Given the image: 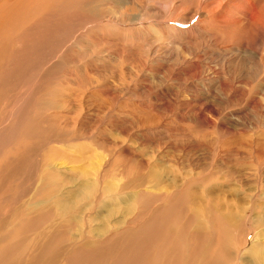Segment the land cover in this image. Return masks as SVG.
<instances>
[{
  "label": "rangeland",
  "instance_id": "rangeland-1",
  "mask_svg": "<svg viewBox=\"0 0 264 264\" xmlns=\"http://www.w3.org/2000/svg\"><path fill=\"white\" fill-rule=\"evenodd\" d=\"M89 1L94 6L101 0ZM120 1L122 4L116 0H103L104 10L100 12L105 18L110 16L113 19L117 18L119 11L137 15L136 19L121 22L123 27L119 30L104 23L89 31L81 18L84 13L87 15L86 7H64L63 10H53L41 46L36 40L32 41V35L27 36L28 49L23 53L26 60L21 58L19 49L17 55L10 51L15 43L8 46L5 66H13L16 83L2 84L10 95L0 101V110H3L0 112L1 137L6 144L0 142V235L5 247L0 252V264H20V261L26 264L35 258L47 238L41 236L42 233L57 221L49 214L39 213L34 217L24 214L26 209L33 207L32 198L33 203L40 201L35 185L40 186V172L45 171L41 162L47 158L49 148L48 142L41 146L38 143L42 137H48L43 136L45 132H54L61 140L73 135L81 137L80 132L86 135L76 143L88 145L89 150L80 151L74 146L66 147L65 142H52L62 146L70 155L81 153L80 156L84 157L82 162L69 160L71 156L65 159L56 157L58 159L53 161L60 176L58 186L61 191L57 198L62 197L70 207L79 203L75 197H68L67 191H78L80 185L94 181L101 163L102 167L107 165L119 149L123 150L124 158L122 155L120 160L125 166L122 167L123 175L116 176L111 169L102 185H96L107 194H113L120 185L125 188L120 194L122 202H108L100 214L111 227L110 233L103 237L104 242L116 249L109 258L126 250V238L129 239L125 236L126 229L137 227L142 221L140 218L131 222L132 213L142 204L130 199L131 192L146 189L147 192L153 191L150 195L157 193L155 170L164 186L160 191H168L171 196L151 200L149 207L153 212L150 214L154 217L167 211L168 222L175 225L177 232L145 249L142 252L145 264H157V254L160 264H180L183 255L179 254L187 251L193 253L190 254L193 258L187 257L184 264H213L218 260L226 264H256V247L264 245V32H255L253 41L246 44L234 33L219 35L218 29H212L209 17L214 14V9H211H218L219 4L228 0H175L177 5L174 6L171 0H149L147 6L146 0ZM139 6H143V10ZM93 11L98 9L93 8ZM243 22L241 25L246 27V21ZM44 41L47 44L44 45ZM54 82L58 94L54 98L56 103L52 101L48 110L41 107L44 98L38 97L39 88ZM31 84H34L33 90ZM57 102L61 104L55 109ZM32 112L37 113L31 121L33 128L38 127L36 132L40 136L34 133L33 137L31 133L23 137L21 129L25 131ZM78 131L79 136L75 134ZM96 138L98 142H93ZM125 154L128 155L126 158ZM136 159L139 166L149 167L141 168L143 172L137 173L143 174L145 186L128 189L126 186L137 178H132L131 168H128ZM33 164L43 168L39 172ZM30 174L35 178L31 180L35 184H30ZM174 190L179 191L173 193ZM210 191L221 197L227 211L233 208L238 213L239 220L233 219L232 223L235 221L234 224L239 225L232 229L214 219L213 233L209 231L202 236V242L189 240V243L185 237L189 231L187 214L193 208V204L188 203L189 194L195 192L202 196ZM227 202L231 206L227 207ZM110 211L114 213L109 214ZM117 221H120L117 228L124 232L112 237L116 233L113 230ZM98 224L99 220L92 222L94 227L100 226ZM178 234L183 236L176 240ZM76 236L77 231L72 226L63 228L52 244L49 243L51 247L47 254ZM208 241L214 242L209 244ZM191 244H194L195 253L189 249ZM203 246L206 250H201ZM238 249L240 253L236 254ZM230 250L234 257L229 254ZM125 252L131 255L124 260H134V253ZM120 258L123 260V254ZM59 260L66 263L63 256ZM167 260L171 261L168 263ZM33 261L35 259L29 263Z\"/></svg>",
  "mask_w": 264,
  "mask_h": 264
},
{
  "label": "bare ground",
  "instance_id": "bare-ground-1",
  "mask_svg": "<svg viewBox=\"0 0 264 264\" xmlns=\"http://www.w3.org/2000/svg\"><path fill=\"white\" fill-rule=\"evenodd\" d=\"M163 1H165V0H163ZM99 2H100V3H98L99 6L97 5V3L93 6V5H91V2L89 0H0V98H1L0 101L3 100L2 97H6V96L10 95V93H8V90H5L2 87V84L16 83V80H15L16 74L13 73V68H12L13 66L11 68H10V66H5V63L7 61V59L5 57L7 55L8 46H10L11 43H15L16 45L10 51L13 54L17 55L18 54L17 49H19L21 58H24L23 53L28 49V48H26V46L28 45V38H27L28 35H32V41L36 40L38 42L37 44H40V46H41L40 41H41L43 35L45 34L46 23L49 21L50 17L53 15V10H63L64 7L67 9L68 8H76L75 6H77V8H80V7L85 8L86 7L87 8V11H86L87 15H86V13H84L85 16L82 15L81 18H82V21L88 25L89 31L91 29H93L94 27L102 26L104 23H110V24H112L111 28H115L116 30L117 29L119 30V27L122 26L121 22L124 23V22H126V20H132L133 18L136 19L135 17L137 15L124 14V11H119L117 14V18H115V19H113L110 16L108 18H105V16L100 14V12H102L104 10V6L102 4L103 0H101ZM116 2L118 4H122V2L120 0H116ZM134 3L136 4V2H134ZM144 3L146 4V6H147V4L149 5V0H146ZM170 3H172L171 4L172 6H174L175 4L177 5L175 0H171ZM258 4H260V5L258 6ZM139 7L141 9L143 6H139ZM218 7H219L218 9H215V8L211 9V11L214 9V12H213L214 14L212 13L213 14L212 17L211 16L209 17V20H210L209 26L212 29H218L217 33L219 35L234 33L244 43L249 44L253 41V36H254L255 32H258L259 34L264 32V0H258V2H256V0H228L224 4H222V3L219 4ZM93 8H97L98 11H93ZM143 8H142V10H143ZM175 9H177V8H175ZM154 15L156 16L157 13ZM60 18H61V15L59 16V19ZM243 20L246 21L245 22L246 27L241 25V22H243ZM99 22H100V24L98 25ZM134 23H135V21H134ZM150 26H151V24H150ZM205 27H206V30L209 31V28L206 25H205ZM58 28H59V26H58ZM53 29H54V27H53ZM157 29H158V27H157ZM193 30H195V29H193ZM68 31H70V30H68ZM191 38L193 39V37H191ZM45 43L46 42L44 41V45H45ZM37 46H39V45H36L35 47H37ZM35 47H31V48H35ZM31 48H29V49H31ZM7 57H9V56H7ZM21 58H19V60H22ZM26 58H24V59L26 60ZM58 58H59V56H58ZM13 59H16V58L13 57ZM16 61L18 63V60H16ZM16 70L19 71L18 68ZM31 72H32V70H31ZM21 74H23V72ZM17 77H18V75H17ZM21 78L22 77H20V79ZM42 80L44 82V78ZM55 84H56V82H54L52 85H48V86L43 85L42 88H39L38 97L44 98V100L41 103L42 108L45 107V109L47 108L49 110V108L51 107L50 103L52 101H54L55 97H57L58 89L54 87ZM33 87H34V84H31L32 90H33ZM22 88H24V87H22ZM35 91H36V88H35ZM14 94H17V93H14ZM28 94L29 93H27L25 96H23L21 98V102L24 101L25 97H27ZM49 95H51V98L49 97ZM54 103H56V102L54 101ZM58 103L59 102H57L55 109L58 108L59 105L61 104V103H59V104ZM33 104H34V102H33ZM14 107H15V104H14ZM34 107H35V105H34ZM5 109H4V111H7V109L6 110ZM14 109L16 110V108H14ZM32 110L33 109H31V111ZM41 110H43V109H41ZM2 111L0 110V112H2ZM18 111H20V110H18ZM27 111H30V109ZM52 111H49V112H52ZM5 114H7V113H5ZM10 114L8 116H10ZM29 114H31V113H29ZM36 114L37 113H33L28 118V121L25 125V131L23 130V128L21 129V133H22L23 137H24V135L26 137V134H28V136H30L31 133H33V134L37 133L36 131H37L38 127L33 128V125H32L35 117H37ZM47 115H49V114H47ZM12 116L13 115H11V117ZM11 117H7V118L9 119ZM31 120H33V121H31ZM17 121H20V120H17ZM43 121H44V119H43ZM14 125H15V123H14ZM50 128H52V127H50ZM1 129H2V127H1ZM1 129H0V142L3 141L2 137H1L2 136ZM14 130H15V127H14ZM45 131H46V129H45ZM81 131H82V129H81ZM11 132H12V130H9V133H11ZM15 132H16V130H15ZM53 133L54 132H52V133L51 132H45L43 136H48V137H46V139L44 137H42L40 140L41 142H39V143L37 142L39 146L43 145L45 142H48L47 147L49 148L48 149L49 154L47 152V158H44V160L42 162L40 161L41 166H45V169H43V170H45L44 172H40V169L43 167L40 168L39 165H36V166H35V164L32 165L35 169L39 170V172L41 173V175H40L38 172V176L40 175L39 177H40V181H41L40 186L37 187L35 185V187L38 189L39 194H40V201L37 203H33V198H32L31 204L33 205V207L26 209L24 211V214L28 215L30 217H34V216L38 215L39 213L44 214V215L49 214L51 216H54V218L57 219V221L54 223V225L49 227L50 229L48 231H45L42 233L41 236H44L47 238L40 245L39 250H38L39 254L35 258H31L30 260H28L27 263H29L30 261L35 259V261H33L29 264H59V263L60 264L61 263H64V264H84L85 260H87V264H122V263H124V264H145L146 258L142 255V252L145 249H149V247L151 248L152 246H155V244L158 241H159V243H161L162 241H164V239H167L168 237H172L174 235V233L177 232V230H174L175 225L172 226L173 224L171 222H168L167 211L164 210L165 211L164 213H162L160 215L159 214L154 215V217H152L153 215L150 214L151 207H149V203L151 200L162 197V196L163 197L171 196V193L169 194L168 191H160L162 188H164V186L161 184L158 172L153 170L154 171L153 176L155 177L154 187L158 189L157 193H154V195H150V193L153 191L147 192L146 189L145 190L141 189L138 192L133 190L131 192V193H133V195H130V199L138 202L139 204H140V202L142 203L140 208L138 207L135 210L136 212L132 213L133 217L131 218V222H133L134 220H135L134 222H137L140 218H142V221H140L141 224L140 223H139L140 225L137 224V227H134V226H130L129 228L127 227L128 229H126L127 232L125 235L126 237H129V239L126 238L128 240V242L126 241L128 246L126 247L125 251H127L129 253L130 252L134 253V254H132V256H134V260H131V259L124 260V258H127L128 256L131 255V254L128 255L125 251L124 252L121 251L120 253L116 254L115 257L109 258L110 257L109 255L112 254L114 251H116V249H114V247H112V246H107L104 242L105 238H103V237L105 235H107L108 233H110L109 229L111 227H109V225L107 224L106 218L102 217L100 214H101V211L109 204L108 202H110L112 204H118V203L120 204V202H122L123 198H122V196H120V194L125 188L123 189L122 188L123 186L121 187V185H120L116 191H115V189L113 190L114 191L113 194H107L106 191H104L102 188H100L99 186H96V185H102L101 182L104 181L106 173L111 169L114 170L113 172H115L116 176L123 175L124 169H122V167H125V166L123 164H120L121 163L120 162L121 156L123 155L122 154L123 150L119 149V152L116 155H114V158L112 157L110 162L107 160L109 163H107V165H104L103 166L104 168L102 167V163H101L100 168L95 173L96 179L94 181H88L87 183L80 185L79 190L77 189L78 191H75L74 189L67 191V196L68 197H75L76 201L79 203V205H76L75 207H70L64 202V199L62 197L57 198L58 193L61 191V188H59V186H58V181H60L59 180L60 176H59V170H58L59 168L54 167L53 161H55L56 159H58L61 156H63L64 159L71 156V158L69 160H72L73 162H78V161H81L82 159H84V157L80 156L81 153L79 155H77V154L70 155L67 153V150L64 149L62 146L58 147L57 145L52 144V142L53 141L65 142L64 145L66 147H73L74 146V147H76V149L77 148L80 149V151H82L84 149L89 150V148L87 147L88 145L86 146L84 143H78V144L76 143L77 141H80L81 139H84V137H86V135L85 136L82 135L81 132H80L81 137L76 138L73 135V136L68 137L67 139L64 137L62 140L59 139L60 135L58 136L57 134H53ZM15 134H19V133H15ZM33 134L31 136L34 137L35 134L34 135ZM37 134H38L37 136H40L39 133H37ZM75 134L79 136V131ZM15 136H17V135H15ZM57 137H59V138H57ZM97 137H99V136H97ZM87 138H88V136H87ZM99 138L101 139V137H99ZM97 140L98 139L96 138V140L94 139L93 142H98ZM13 142H15V141H13ZM4 144L5 143H3V145ZM5 146H6V144H5ZM1 147L2 146L0 145V148ZM77 152H79V151H77ZM126 154H125V158L128 156V155L126 156ZM6 155H7V153H6ZM75 155H77V156H75ZM56 157H58V158H56ZM132 157H134V156H132ZM123 158H124V155H123ZM130 159L132 160V158H130ZM138 161L139 160L136 159V161L128 167L129 169L131 168L130 171H131L132 178L134 179V177H137L135 179V181L132 180L130 182L129 186L124 185L128 189L129 188H131V189L141 188L142 186H145L143 174L138 175L137 173H140V171L143 172V170L145 168H147L148 166L145 167L143 165V162H141V161L139 163L142 164L143 166H139ZM97 165H99L98 162H97ZM141 168H143V170ZM80 171H81V169H80ZM90 171H92V170H90ZM109 173H111V172L109 171ZM134 173H136V174H134ZM34 179L35 178L32 177L30 174V182H31V180H34ZM155 180H156V184H155ZM127 182H128V180H127ZM63 183L66 184V182H63ZM30 184L31 185L35 184V181L31 182ZM171 185H172V182H171ZM172 186H174V185H172ZM178 191L179 190H174L173 193H178ZM151 194H153V193H151ZM107 195H110V196L107 197ZM222 201L223 200L221 199V197L212 195V191H210L209 194H206V195L202 194V196L196 195L195 192L194 193L192 192V194H189L188 203L193 204V208H190V210L188 211V214H187L188 215V222H189V225H188L189 231H187V234L185 235V237L188 239L187 242L189 240H193L194 242H195V240L202 242L201 241L202 236L209 234V231H210V233H213V231H214L213 225L216 224V222L214 223V219L222 222L225 226L228 225L230 228H232L233 226L239 225V224H234L235 221H233V223H232L233 219L234 220L236 218L238 219V213L236 211H234L233 208L227 211V208L225 207V204ZM229 202L226 203L227 207L231 206ZM80 203H82V204H80ZM235 206L236 205H234V207ZM157 208L155 207V211L157 210ZM172 208H173V210H177L174 207H172ZM239 209H240V207H239ZM131 211H133V208L131 209ZM157 211H159V210H157ZM240 211H241V213L243 212V210H240ZM151 212H153V210ZM113 213H114L113 211H110L109 214H113ZM159 213H160V211H159ZM216 214H218V215H216ZM95 220L100 221V224H98L100 226L94 227L92 225V222ZM119 223H120V221H117V223L115 225L116 227L113 230V231H116V233L113 234L114 236H112V237H116L117 235H120V232H124V230L121 231V230H119V228H117ZM168 223H169V225H168ZM212 223H214V224H212ZM67 226H72L73 230L77 231V236L69 238L67 244H65L64 246H59L54 250L52 249L51 253L47 254L50 247H51L49 245V243L52 244L53 238L63 228H65ZM228 230L230 232V229H228ZM222 231L224 232V230H222ZM226 231H227V229H226ZM5 232L6 231H4L3 233H5ZM217 235H218V232H217ZM180 236H183V235L178 234L175 236V239L176 240H177V238L181 239V238H179ZM211 236L212 235H210V237ZM210 237H209V240L212 238V237L211 238ZM2 238L3 237L0 235V252L5 250V247L2 246ZM203 241H206V240L203 239ZM221 241H223V240H221ZM200 242L199 243L197 242V246H198V244L200 245ZM208 242H207V244H208ZM213 242H211V243H213ZM184 243H186V242H184ZM189 243H190V241H189ZM211 243L209 242V244H211ZM263 246H261V245L257 246L256 247L257 251L255 248H253L256 251L255 261H254L256 264H263L264 263V261H263V259H264ZM193 247H194V244H191L189 249L192 248V250H193L194 249ZM198 247H200V246H198ZM121 248L119 250H121ZM202 249H204V246H203V248H201V250ZM239 249H238L237 253L235 252L236 254L240 253ZM204 250H206V249H204ZM173 251H176V250H173ZM147 252L149 253V251H147ZM193 252L195 253L196 250H193ZM228 252L230 255H233V257H234V254L231 250ZM177 253H179V252H177ZM202 253H205V251ZM122 254H123V260L120 258V256H122ZM190 254H193V253L187 251V252H185V254L184 253L179 254V256L183 255L181 257V259H179L180 264H184L186 262L187 257L188 258L192 257V256H190ZM62 256H63V259L66 260V263L64 261L61 262L59 260ZM176 256H175V261L177 260ZM179 256H177V257H179ZM194 256H199V255L194 254ZM202 256H203V254H202ZM209 256H211V255H209ZM203 257H205V256H203ZM236 257H237V255H236ZM157 258L159 259L158 254H157ZM120 259L122 261H120ZM158 259L155 258V260L157 261V264H160V263H158ZM192 260H191V262H192ZM123 261H125V262H123ZM170 261L167 260L168 263ZM19 263L21 264V261ZM147 263H148V261H147ZM151 264H156V262H153ZM164 264H166V263H164ZM188 264H191V263H188ZM213 264H226V263L224 261L222 262L221 260H218V261H213ZM232 264H235V263H232Z\"/></svg>",
  "mask_w": 264,
  "mask_h": 264
}]
</instances>
